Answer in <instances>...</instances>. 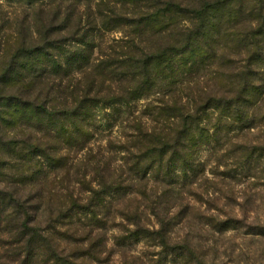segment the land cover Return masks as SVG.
I'll return each instance as SVG.
<instances>
[{
    "label": "trees",
    "instance_id": "obj_1",
    "mask_svg": "<svg viewBox=\"0 0 264 264\" xmlns=\"http://www.w3.org/2000/svg\"><path fill=\"white\" fill-rule=\"evenodd\" d=\"M0 1V264H214L217 237L264 235L226 209L233 181L264 183L243 138L264 121V0ZM228 66L231 97L221 81L182 98L181 79ZM98 106L119 131L105 148Z\"/></svg>",
    "mask_w": 264,
    "mask_h": 264
},
{
    "label": "rangeland",
    "instance_id": "obj_2",
    "mask_svg": "<svg viewBox=\"0 0 264 264\" xmlns=\"http://www.w3.org/2000/svg\"><path fill=\"white\" fill-rule=\"evenodd\" d=\"M0 4H3L2 7V16H5L7 14L9 17H13V13L15 11V6L11 4H7L4 1H0ZM1 11V10H0ZM1 14V13H0ZM246 25H250L249 23L242 22L238 24L239 30L246 29ZM258 25L257 21H253L252 28L256 27ZM108 39H112L115 37H121V34H106ZM264 43V42H263ZM264 46V44L262 45ZM224 51V55H228L230 57L236 56V53L232 49H227L224 47H221ZM245 53V52H244ZM246 55V54H245ZM243 55V56H245ZM261 60L262 65H260L261 76L256 78V81L261 86V88L264 90V47L261 53ZM218 61H215L211 70L214 72L217 68ZM258 68V67H257ZM208 70V69H207ZM234 69H232L231 66H228L222 69L221 73H224L222 75L214 74L211 78L209 74L206 75L207 72L200 73L198 79L192 78H186L181 79L180 81V89L182 98H199V97H205L208 95L207 93L211 90L214 91L215 87L219 82L223 83V88L219 92L217 90L216 92L218 94H226L227 96L231 97L232 92L234 89L231 88V85L229 81H232V75ZM236 73V72H235ZM206 93V94H203ZM160 95H153L150 98H161ZM264 100V93L262 96ZM144 102H140L138 105V112ZM262 106H258L254 109V114L251 112V115L256 116L258 113V109ZM263 109V107H262ZM110 108L104 109L101 106L95 107V112L97 114L95 125L91 129L93 132V139L90 142L95 147H103L105 148L106 143L109 139H115L119 136V131L117 127H110L109 124L111 123L110 120ZM138 112L136 115H138ZM264 113V111L262 112ZM244 140H249L253 145L262 144L264 145V121H259L256 123L255 129H252L249 133L244 132L243 133ZM212 146L203 147L201 150L199 156L200 161L207 162L208 164H214L218 158L214 156H211V150ZM211 150V151H210ZM82 153H79L77 155V158L81 156ZM75 157V156H74ZM230 162V161H229ZM260 165L263 166L264 164V158L260 160ZM210 167L207 168V175H209ZM216 181H220L219 179H216ZM232 186H234V194L236 197V204L233 206H230L227 209V211L234 210L238 217H241V210L242 212L247 213L248 216V222L250 223H257L259 225H262L264 227V183H258L257 185L253 184L252 178H243L239 179L238 181H233ZM219 188H215L216 191H218L220 194L223 190ZM224 192L226 191L225 188ZM218 193V194H219ZM245 194L248 196V200L244 202ZM224 202V200H223ZM241 205L242 208H241ZM202 208H204L202 206ZM225 209V210H226ZM188 230V229H187ZM185 232L180 229L181 236H185ZM189 233H193L195 235L197 231L195 230H188ZM112 232H108V248L112 246ZM219 236V235H218ZM197 241V239H196ZM208 244L212 243V241H207ZM216 251L212 252L207 255L206 259L209 263H212L214 261V264H264V235H260L259 232L248 234L246 229H238V230H231L227 232V234H224L223 236L217 237L216 241ZM209 248L206 247V250ZM138 253L142 252V249L139 247L137 249ZM215 253V255H213ZM1 254V250H0ZM217 258V260L215 259ZM113 260H118V254H114Z\"/></svg>",
    "mask_w": 264,
    "mask_h": 264
}]
</instances>
